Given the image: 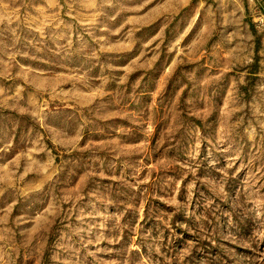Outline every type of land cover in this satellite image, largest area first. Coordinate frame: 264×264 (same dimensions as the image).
Instances as JSON below:
<instances>
[{
  "label": "rangeland",
  "instance_id": "374dc122",
  "mask_svg": "<svg viewBox=\"0 0 264 264\" xmlns=\"http://www.w3.org/2000/svg\"><path fill=\"white\" fill-rule=\"evenodd\" d=\"M0 264H264V0H0Z\"/></svg>",
  "mask_w": 264,
  "mask_h": 264
}]
</instances>
